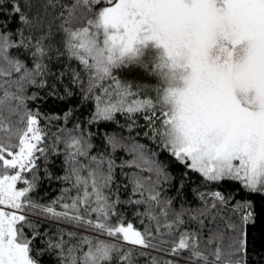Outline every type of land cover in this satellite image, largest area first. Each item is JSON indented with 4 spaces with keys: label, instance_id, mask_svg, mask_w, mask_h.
I'll return each mask as SVG.
<instances>
[{
    "label": "snow or ice",
    "instance_id": "obj_1",
    "mask_svg": "<svg viewBox=\"0 0 264 264\" xmlns=\"http://www.w3.org/2000/svg\"><path fill=\"white\" fill-rule=\"evenodd\" d=\"M8 2L17 28H10L7 17L0 20V264H40L46 252H54L58 264H133L134 249L172 257L152 256L151 264H248L254 202L232 207L233 215L240 213L237 220L227 215L234 198L213 192L211 207L191 216L200 231H181L185 212H174L171 200L161 198L168 173L151 159L155 152L150 157L143 144L125 142L131 137L106 135L108 150L90 155V140L69 132L62 139L67 167L61 179L71 188L50 204L36 201L35 154L45 149L39 147L44 142L39 114L26 104L36 97L25 92L47 86L46 78L55 75L54 58L76 61L87 75L86 86L80 72L67 71L84 99L95 101L90 123L113 122L120 114L131 121V131L141 115L144 135L177 163L206 182H235L248 197H264V0ZM3 9L0 0V15ZM133 68L157 83L119 78ZM49 94L57 95L55 84ZM65 94L72 95L67 87ZM117 151L132 158L117 165ZM117 167L147 171L155 179L139 172L129 176L132 194L122 201L112 191ZM72 189L76 194L67 195ZM121 204L143 206L135 212L148 221L143 230L125 220ZM31 217L94 235L61 229L58 239L44 241L33 255L41 233ZM201 217L207 219L206 239Z\"/></svg>",
    "mask_w": 264,
    "mask_h": 264
},
{
    "label": "trees",
    "instance_id": "obj_2",
    "mask_svg": "<svg viewBox=\"0 0 264 264\" xmlns=\"http://www.w3.org/2000/svg\"><path fill=\"white\" fill-rule=\"evenodd\" d=\"M3 4V15H0V20L7 17L11 21L10 28L15 30L17 28V23L15 20H11V4L8 0H3ZM56 39L58 41L59 37ZM13 52L15 54V50H13ZM21 59H26V57H21ZM28 66L31 67L30 61L28 62ZM50 66L55 75L46 78L47 86L44 88L30 86L25 92L26 96L34 95L36 97L34 100H27L26 104L29 111L39 114L37 126L42 129L44 140L39 147L45 149L43 155L40 153L35 154L36 168L33 171L38 178V186L31 195L36 201L45 205L50 204L62 195L64 189L71 188L69 183L61 179L66 175L65 169L67 167L65 164V147L62 139L65 138L69 132L75 135H80L82 133L85 138L90 140L93 145L90 155H96L108 150L105 144L106 135H116L123 138L131 137V141L126 140L125 142H138L143 144L146 153L150 157L151 153L155 152L156 155L151 157V159L159 163L168 173L169 180L161 185V198L171 200V208L174 212H185L183 217L185 224L180 229L181 231H200L196 221H193L191 216L198 215L199 211L205 207H211L213 202L211 194L213 192L219 191L226 198H234L229 205L227 215L237 220L240 218V213L237 212L233 215L231 211L232 207L236 203L246 199L253 201L256 222L255 225L248 226L250 247L247 260L248 264H264V257L260 255V253L264 251V197H248L240 188L239 184L235 182H206L198 173L186 169L183 165L177 163L169 153L162 150L158 144L144 135L147 129L141 115L135 117L136 125L133 126L131 131H129L128 128L131 121L120 114H117L113 122L90 123L89 121L94 110L95 101L94 99H84L81 88L70 83L71 72L67 71L68 68H71L80 72L86 86L87 75L83 72L81 66L78 62L68 61L65 57H60L59 61L54 58ZM62 71H66L67 74L62 79L58 80L56 77L59 76V73ZM119 78L135 80L149 86L157 83L156 79L146 76L139 68L124 70L119 74ZM53 84L56 86L57 95L49 94L52 91ZM66 87L71 91V96L65 94ZM152 95L154 96L155 93H152ZM77 125H79V128H77ZM18 126L23 127L22 124ZM57 137H61V142H56ZM131 158L132 157L124 151H117L113 154V159L117 165ZM137 172H139L138 169L128 167H124L123 169L117 167L114 170L112 191L115 192L122 201L128 200L132 194V185L129 183L128 177ZM139 174L145 178L151 176L152 179H155V177L147 171L139 172ZM24 176L26 179H32L31 173H25ZM17 186L23 187L24 185L18 182ZM75 194V189L67 193V195L71 196ZM135 198L138 197H133V199ZM56 207L57 210H60L58 204ZM137 209L143 211V206L129 204H121L119 206V210L124 214L125 220L134 223L136 228L143 230L148 224V221L143 217H137L135 215ZM31 218L39 222L38 231L41 233L40 238L33 245V255H35L36 249L44 247V241L49 239L55 241L58 239L61 229L76 231L80 235H94L93 233L85 232L83 229H72L70 226L59 224L54 220H43L40 217ZM141 219H144L143 224L141 223ZM170 219H174V217L170 216ZM201 219H205L206 221V227L203 229V238L206 239L208 235L207 219L205 217H201ZM154 227L155 225L153 224V228ZM25 231L31 235V230L26 229ZM64 239L68 238L64 237ZM164 239L170 238L164 237ZM71 242L75 243L76 241L73 240ZM139 251H144L145 254L139 255ZM133 253V264H151L152 256L157 257L161 261L172 259V257L166 256L163 252H155L152 250L134 249ZM185 255L187 254L185 253ZM38 259L40 260V264H58V258L54 252H46L43 256L38 257ZM180 264H186V262L182 260Z\"/></svg>",
    "mask_w": 264,
    "mask_h": 264
},
{
    "label": "rangeland",
    "instance_id": "obj_3",
    "mask_svg": "<svg viewBox=\"0 0 264 264\" xmlns=\"http://www.w3.org/2000/svg\"><path fill=\"white\" fill-rule=\"evenodd\" d=\"M146 76H148V75L146 74ZM148 77H151V76H148ZM151 78L155 79L154 77H151Z\"/></svg>",
    "mask_w": 264,
    "mask_h": 264
},
{
    "label": "bare ground",
    "instance_id": "obj_4",
    "mask_svg": "<svg viewBox=\"0 0 264 264\" xmlns=\"http://www.w3.org/2000/svg\"><path fill=\"white\" fill-rule=\"evenodd\" d=\"M43 259V258H42ZM251 263V262H250Z\"/></svg>",
    "mask_w": 264,
    "mask_h": 264
}]
</instances>
